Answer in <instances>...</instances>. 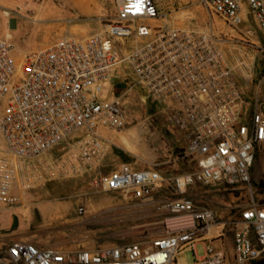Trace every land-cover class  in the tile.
I'll return each instance as SVG.
<instances>
[{"label":"built area","instance_id":"1","mask_svg":"<svg viewBox=\"0 0 264 264\" xmlns=\"http://www.w3.org/2000/svg\"><path fill=\"white\" fill-rule=\"evenodd\" d=\"M198 1L232 30L244 27L246 4L264 38V0ZM112 2L114 18L83 38L64 36L18 56L9 37L0 36V205H21L27 191L83 175L102 162L112 143L100 131L119 132L127 125L122 98H103L112 73L125 65L154 102L166 105L165 120L184 133V157L194 169L164 178L154 168L121 163L92 177L95 190L119 192L161 212L160 235L73 251L18 240L8 244L0 264H174L183 249L193 252L194 264H223L210 243L203 258L195 248L219 228L232 231L235 264L263 260L264 75L247 98L235 69L252 81L254 53L264 54V45L252 41L250 28L232 37L213 22L202 28L175 25L157 0ZM164 183L174 195L154 201ZM194 186L237 192L238 216L222 221L198 207L188 196Z\"/></svg>","mask_w":264,"mask_h":264},{"label":"rangeland","instance_id":"2","mask_svg":"<svg viewBox=\"0 0 264 264\" xmlns=\"http://www.w3.org/2000/svg\"><path fill=\"white\" fill-rule=\"evenodd\" d=\"M172 1L175 2V10L171 13L165 11V15H170L168 19L175 25L202 28L210 26L213 22L217 31H223L232 37H238L240 30L250 28L255 32L252 41L260 48L264 45V38L258 32L254 15L246 4L242 8L245 28L232 30L227 29L220 18L210 15L198 0ZM115 13L112 0H0V36H8L17 55L22 56L30 51L45 49L64 36L76 37L81 32L89 31L87 34L89 35L99 31L114 18ZM254 55L256 77L252 81L242 80L235 69L237 79L247 98L252 97L259 73L264 75V54L257 50ZM231 64L235 66L234 60H231ZM120 80L128 81L132 93L122 98V102H126L123 104V109L127 116V125L119 132L147 128L148 133H156L157 136L156 134L153 136L151 147L159 153L160 161L162 157H167L170 136L166 135L168 133L166 131L172 129L165 120L167 107L152 100L149 93L136 82L126 65L122 72L112 74L109 83L104 87V99H110V85H115ZM262 89L264 95V86ZM122 143L128 146L125 138ZM65 146L66 143L57 150ZM161 153L164 155L162 156ZM206 191H210L208 195H224L220 198L210 196L207 198L208 201H205L209 207L215 209L221 208L223 204L233 206L241 196L227 193L222 186L207 187ZM162 197L172 196L162 195ZM153 200H161L160 195H155ZM2 207L4 206L0 205V208ZM37 208L39 215L12 214L13 224L7 230L0 229V240L2 238V242H9L5 239L6 235L13 229H19L22 241L32 242L25 239V236L33 233L41 237L43 245L78 249L128 244L162 233L161 220L164 215L161 212L152 207L138 206L136 202L126 200L122 195H55L51 199L41 201ZM37 208H32V212ZM57 208H63L64 214L55 221H46L54 215ZM79 208L84 210L82 214L78 213ZM227 236L230 246L231 234ZM196 256L197 258L205 256L201 243L196 245ZM228 256L223 264H235L229 251ZM194 263L195 257L191 250L183 249L175 255L174 264Z\"/></svg>","mask_w":264,"mask_h":264},{"label":"crops","instance_id":"3","mask_svg":"<svg viewBox=\"0 0 264 264\" xmlns=\"http://www.w3.org/2000/svg\"><path fill=\"white\" fill-rule=\"evenodd\" d=\"M164 14L165 11H169L170 13L175 10L174 4L172 0L164 1L157 0ZM170 16V15H168ZM87 32H81L76 35V38H83L88 34ZM123 67L119 70L115 71L122 72ZM113 72V73H115ZM112 73V74H113ZM112 78V77H111ZM128 93H132L131 86H129L128 81L120 80L115 85H110L109 88V97L113 99L114 97L123 98ZM123 103H126L125 101ZM172 129H168L166 135L170 136L168 141L169 151L167 157H162L159 161V153L155 148L151 147V142L153 139L154 132L148 133L146 131L147 128L142 130H127L125 133L123 132H115L110 130H101L100 135L109 140L112 143V146L107 151L102 162L91 171L84 173L83 175L76 176L73 178H67L58 181H49L42 185H39L36 188H33L23 195V204L21 206L15 207H2L0 208V229L7 230L9 229L13 221L11 219V215H17L21 213L26 216H33L35 213L39 215V211L37 205L39 206L41 201L46 199H51L55 197V195H122L119 192H102L95 190L91 184L92 177L95 174H109L112 170L117 167L121 163L130 164L132 167L136 169H146V168H154L161 173L164 178H168L174 175H180L194 169V163L184 157L185 147H186V138L184 133L177 131L173 127ZM157 136V134H156ZM123 138L126 139L128 146L122 143ZM123 156H121V154ZM163 156L164 153H161ZM166 155V154H165ZM123 157H127L128 161H125ZM130 159V160H129ZM224 190V189H223ZM213 191V190H212ZM210 191H206L205 187L194 186L189 190V195L195 202L198 207L208 208L213 210L218 216L220 220H227L229 218L234 217L236 214L234 205H225L221 206V208H211L208 206L207 198H220L224 195H208ZM160 195L162 199H169L167 197H162V195H174L172 189L167 186V184H162L158 190L153 194ZM172 198V197H170ZM32 208L35 211L32 212ZM40 208V207H39ZM30 209V210H29ZM64 214L63 208H57L54 212V215L50 216L46 221H55L59 216ZM238 216V215H237ZM19 229H13L11 233L7 234L5 239L9 240V242H2V238L0 240V259L5 258L6 249L9 243L13 241L22 240L20 236ZM38 232V231H37ZM231 234V245L228 244V234ZM25 239L31 240L33 244L38 247H47L53 248L56 250L63 251H73L76 249L70 248H61L50 245L41 244V237L36 234L30 233L25 236ZM29 242V241H28ZM205 248L206 243H210L215 251L223 257V262L228 259V251L231 254V258L233 260V234L232 231L225 228L222 229H212L211 235L207 241L199 242ZM198 244V243H197ZM196 244V245H197ZM96 248L95 246L86 247L85 249ZM196 248V247H195ZM79 249V248H78ZM203 258V257H202ZM200 259V258H199ZM234 261V260H233Z\"/></svg>","mask_w":264,"mask_h":264},{"label":"trees","instance_id":"4","mask_svg":"<svg viewBox=\"0 0 264 264\" xmlns=\"http://www.w3.org/2000/svg\"><path fill=\"white\" fill-rule=\"evenodd\" d=\"M263 70H264V69H263ZM262 75H263L262 73H259V75H258V77L256 78L255 82H257V80H258L259 78H261ZM120 154H121V156H123L122 153H120ZM123 159H124L125 161H128V158H127V157H123ZM226 192L229 193V194H231V195H238L237 192L231 191L230 189H227ZM263 259H264V258H263ZM255 263H256V262H255Z\"/></svg>","mask_w":264,"mask_h":264},{"label":"water","instance_id":"5","mask_svg":"<svg viewBox=\"0 0 264 264\" xmlns=\"http://www.w3.org/2000/svg\"><path fill=\"white\" fill-rule=\"evenodd\" d=\"M256 264H264V259L259 261V262H257Z\"/></svg>","mask_w":264,"mask_h":264}]
</instances>
